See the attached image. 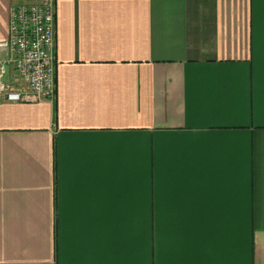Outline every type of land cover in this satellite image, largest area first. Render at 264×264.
<instances>
[{
    "label": "crops",
    "instance_id": "0c3cea01",
    "mask_svg": "<svg viewBox=\"0 0 264 264\" xmlns=\"http://www.w3.org/2000/svg\"><path fill=\"white\" fill-rule=\"evenodd\" d=\"M55 3L56 97L0 103V264H264V0Z\"/></svg>",
    "mask_w": 264,
    "mask_h": 264
},
{
    "label": "built area",
    "instance_id": "2783aa9c",
    "mask_svg": "<svg viewBox=\"0 0 264 264\" xmlns=\"http://www.w3.org/2000/svg\"><path fill=\"white\" fill-rule=\"evenodd\" d=\"M56 14L55 0L11 6L9 37L0 42V103L56 97Z\"/></svg>",
    "mask_w": 264,
    "mask_h": 264
}]
</instances>
